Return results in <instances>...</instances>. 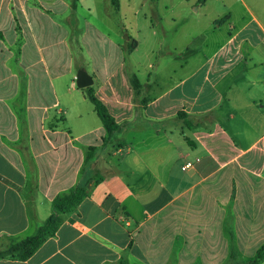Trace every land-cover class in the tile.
<instances>
[{
	"label": "crops",
	"instance_id": "0c3cea01",
	"mask_svg": "<svg viewBox=\"0 0 264 264\" xmlns=\"http://www.w3.org/2000/svg\"><path fill=\"white\" fill-rule=\"evenodd\" d=\"M98 3L100 14L82 17ZM170 14L169 31L184 40L161 92L155 47L144 72L134 66L141 75L126 68L140 41L122 0H0V249L33 235L55 197L91 180L55 235L29 258L0 264L256 257L264 245V0H176ZM81 68L119 125L113 135L77 86ZM113 139L116 151L102 154ZM118 153L119 164L100 168ZM187 161L194 165L184 170Z\"/></svg>",
	"mask_w": 264,
	"mask_h": 264
},
{
	"label": "rangeland",
	"instance_id": "374dc122",
	"mask_svg": "<svg viewBox=\"0 0 264 264\" xmlns=\"http://www.w3.org/2000/svg\"><path fill=\"white\" fill-rule=\"evenodd\" d=\"M87 2H91V0H86ZM176 0H122V15L127 19V27L129 33L132 35V38L140 41V47L138 51L134 53L126 52L125 65L126 68L131 70H135L137 75H141L140 72L135 69L138 68L141 72H144L147 68L149 57L152 56L150 50L152 47H155V54L159 56L161 63V74H160V87L159 90L161 92L165 91L170 82L171 72L174 70L175 61L178 60L179 52L174 50V46L178 45V41H183V36L173 35L169 31L170 25V13L173 7V4ZM235 0H226L230 6L233 5ZM104 10V5L98 3L96 9L89 13L86 10L82 11V17L85 19L92 18V15H96V13H101ZM217 9H215L216 11ZM188 11V10H187ZM214 14V13H213ZM121 13L118 14L120 17ZM156 15H159L162 18L160 21V25L156 23ZM172 23V22H171ZM155 24L156 26H152ZM114 38H117L116 35H113ZM89 42L93 43L96 40V35L90 34L88 36ZM78 56L81 57V52H77ZM89 54V53H88ZM120 53L118 54V59L121 60ZM82 60V57H81ZM135 66V67H134ZM88 69H91L88 67ZM87 105L89 107H93L92 103L87 100ZM82 109H87L82 106ZM116 136V135H115ZM113 142L105 146V148L101 149V153L106 151L111 152V150L116 151V140H112ZM112 151V152H113ZM103 154V153H102ZM103 156V155H102ZM124 156V153H118L117 155H113L110 159L111 162H108L109 158H101V162L99 164L100 168H111L113 165L119 164V161ZM91 181V180H90ZM90 181L87 183V186L90 185ZM43 206L44 216L50 214V205L47 203ZM46 210V211H45ZM44 221H41V224Z\"/></svg>",
	"mask_w": 264,
	"mask_h": 264
},
{
	"label": "trees",
	"instance_id": "16d2710c",
	"mask_svg": "<svg viewBox=\"0 0 264 264\" xmlns=\"http://www.w3.org/2000/svg\"><path fill=\"white\" fill-rule=\"evenodd\" d=\"M137 83H139V81L137 77H134L132 79V84L137 87L139 85ZM81 89L85 91L86 95L90 99L102 123L108 130V133L113 135L119 129V125L113 119L104 103L97 97L94 86H88ZM89 180L81 181L76 186L72 187L68 192L55 197L51 205V214L42 224L38 225L36 232L31 236H28L20 241L13 242L7 247L0 249V258L8 256L22 260L29 258L35 250L45 242L46 239L55 235L58 228L65 221L67 215L75 212L81 201L88 196L89 190L87 183ZM27 208L30 216L33 219H36L37 215L35 211V204L32 200L27 202ZM263 258L264 245H262L258 250L256 257L247 263L260 264Z\"/></svg>",
	"mask_w": 264,
	"mask_h": 264
},
{
	"label": "water",
	"instance_id": "95a60500",
	"mask_svg": "<svg viewBox=\"0 0 264 264\" xmlns=\"http://www.w3.org/2000/svg\"><path fill=\"white\" fill-rule=\"evenodd\" d=\"M76 82L79 88H85L91 86L94 83V80L88 71H86L84 68H81L77 73Z\"/></svg>",
	"mask_w": 264,
	"mask_h": 264
},
{
	"label": "built area",
	"instance_id": "2783aa9c",
	"mask_svg": "<svg viewBox=\"0 0 264 264\" xmlns=\"http://www.w3.org/2000/svg\"><path fill=\"white\" fill-rule=\"evenodd\" d=\"M194 165L193 161H187L184 165H183V169L186 170L190 167H192Z\"/></svg>",
	"mask_w": 264,
	"mask_h": 264
}]
</instances>
